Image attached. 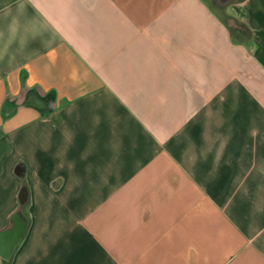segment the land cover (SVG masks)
<instances>
[{"label":"crops","instance_id":"crops-1","mask_svg":"<svg viewBox=\"0 0 264 264\" xmlns=\"http://www.w3.org/2000/svg\"><path fill=\"white\" fill-rule=\"evenodd\" d=\"M24 188L0 264H264V0H0V230Z\"/></svg>","mask_w":264,"mask_h":264},{"label":"water","instance_id":"water-1","mask_svg":"<svg viewBox=\"0 0 264 264\" xmlns=\"http://www.w3.org/2000/svg\"><path fill=\"white\" fill-rule=\"evenodd\" d=\"M25 188L22 190L20 207L11 216L6 228L0 230V258L10 260L29 226V219L24 211L26 198Z\"/></svg>","mask_w":264,"mask_h":264},{"label":"rangeland","instance_id":"rangeland-1","mask_svg":"<svg viewBox=\"0 0 264 264\" xmlns=\"http://www.w3.org/2000/svg\"><path fill=\"white\" fill-rule=\"evenodd\" d=\"M226 19L228 20V22H230L232 24V27L234 28L233 30H234V32H236V29H239V27H237V25L235 24V22L231 18L227 17Z\"/></svg>","mask_w":264,"mask_h":264},{"label":"trees","instance_id":"trees-1","mask_svg":"<svg viewBox=\"0 0 264 264\" xmlns=\"http://www.w3.org/2000/svg\"><path fill=\"white\" fill-rule=\"evenodd\" d=\"M236 24V23H235ZM237 25V24H236ZM237 27H239L241 30H243V32L244 33H248V29H247V27L246 26H244V25H237ZM232 28V30L234 29L233 27H231Z\"/></svg>","mask_w":264,"mask_h":264},{"label":"flooded vegetation","instance_id":"flooded-vegetation-1","mask_svg":"<svg viewBox=\"0 0 264 264\" xmlns=\"http://www.w3.org/2000/svg\"><path fill=\"white\" fill-rule=\"evenodd\" d=\"M224 1V0H223Z\"/></svg>","mask_w":264,"mask_h":264}]
</instances>
